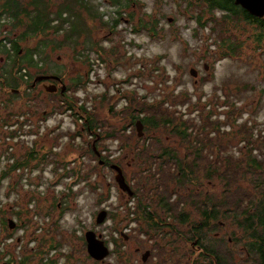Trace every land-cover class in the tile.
<instances>
[{"label":"rangeland","instance_id":"rangeland-1","mask_svg":"<svg viewBox=\"0 0 264 264\" xmlns=\"http://www.w3.org/2000/svg\"><path fill=\"white\" fill-rule=\"evenodd\" d=\"M50 1L55 3L57 0ZM164 2L165 5H161L162 1L156 3V11L160 12V16L163 15L158 22L157 29L162 30L161 34L158 31L152 37L149 36L150 33L148 35L142 34L136 41L142 42L143 40L146 46L142 45L141 48L133 45L126 47L121 57L117 56L118 49L112 53L106 48L109 45L102 44V32L94 31L93 27H88L89 35L79 43L84 47H95L96 44L99 47L104 46L101 56L109 60L108 63L103 64L106 81L104 88L109 97L116 98L114 110L119 111L121 116L108 111V102L101 104L93 101L91 111L106 123V129L111 126L117 131H121L124 126H129L127 118L124 120L121 118L125 114L124 110L129 107L131 99H135L134 104L136 106H133V109L137 106L143 107L144 102L150 105L158 103V106L163 102V105L161 104L163 109L174 113L182 120H191L193 124L200 123V114L206 116L212 111L211 119L220 120L225 124L218 132H210L209 138L217 150L213 154H209V148L204 150V155L208 154V156L198 161L200 166L198 165L199 169L195 170V173L198 177L203 178V173H208L205 172L206 163L211 162L213 166V163L216 162L217 173L219 174L224 166V171L227 170L228 161L226 158L245 160L248 155V144L240 133L241 124L249 127L253 134L252 140L255 141L257 149L252 154L259 155L260 146L263 147L260 149L264 151V144H261L255 136L259 134L257 125L264 123V47L263 44L256 47L249 33L250 26L244 25V29L234 28V32L231 31L239 42H242L239 54L225 58L220 57V50L217 49L216 45H213L214 37L217 36L215 34L213 36L210 31L211 21L208 22L207 27L200 29V38L193 36L194 30L198 28L193 18L198 12H203L204 16L208 17L206 15L208 14L207 4L203 0H198L195 7L188 6L186 9L188 12H184L183 9L186 6L183 3H180L179 7L173 0H164ZM215 16L220 18L222 13H216ZM170 18L172 19L171 23L167 22ZM3 21L6 23L0 26V37L8 36L13 41H17L19 33L16 29H12L8 20ZM229 25L230 23L227 22L226 26ZM43 37L44 35L41 34L19 42L21 54L36 47L39 42L43 41ZM117 40V38L113 39L114 43L110 46L117 45ZM53 45L56 43L53 42ZM50 47L51 45L48 47L49 49H46L44 55L52 61L55 70L63 73L65 79L72 78V76H83V60H74L73 53L75 52L72 49L64 47V51L49 52ZM96 49L93 48L92 51L94 52ZM90 55L92 58L93 54ZM58 57L59 60H57ZM204 65L209 66V69L204 70ZM85 67L87 69V65ZM25 68L31 72L37 71L34 67L26 66ZM190 69L197 71L198 76L196 78L190 75ZM35 73L33 72L32 75ZM166 76L169 79L165 82ZM201 77L206 78L207 81L202 83ZM195 81L196 83H194ZM1 90L0 88V108H2L3 115L12 112V110L18 112L46 110L47 113L51 112L48 116L58 112L52 111L55 110V104L58 103L59 99L55 100L51 96L47 97L46 94L38 92L36 96L40 100L26 103L25 100H20L25 93L14 100L7 92ZM20 90L22 92V89ZM76 92L71 88L68 96L76 94ZM26 93L29 96L35 95V92L26 91ZM182 93H186L189 100L185 103H174L172 97ZM226 99H228L229 105L225 103ZM259 101L261 102L259 103ZM87 105L90 104L87 103ZM230 109L234 110L235 113L240 112L239 115H234L240 116L235 123L232 122L231 117L227 119ZM33 122L38 124L40 121L37 119ZM39 125L40 123L37 126ZM45 130L36 141L34 147L37 148V160L26 166L29 169L27 174L21 175L19 172L17 176L7 178V181L3 182L4 191L9 190L8 195L3 199V207L6 211L4 218L15 221L19 230L11 234V242H6V245L0 246V248L13 256L16 264L19 259L23 258H28L29 264H92L86 250L81 251L83 241L80 238L83 234L88 230H94L106 240L111 241L119 232L117 230L111 234L110 231L121 227H125L128 230L127 233L133 234L137 240L149 241L146 245L152 244L151 257L147 264H163V262H165L164 264H179L178 260L180 264H183L181 260L185 259L186 255L184 258L182 255L190 254L188 245L179 244L177 250L175 249L177 243L173 241L172 237L167 236L161 240V238L156 235L153 236L150 231L144 229L146 224L140 221L141 218L132 221L133 218H136L135 216H126L127 208L130 207V212H132L134 204L131 202L133 201L128 199L129 197L117 187L114 181L115 171L98 167L94 158L87 153L86 142L91 140L86 133L81 131V134L78 135L79 145L77 147L64 145L58 149L59 145L55 146L57 140H52L51 135H53L52 137H60L61 131L53 128L52 134H47ZM157 133L162 145L154 144L155 147L150 148V157L160 154L163 146L167 148L166 155L171 153V149L177 153H185V155L190 152L187 142H181L177 139L171 144H166L170 143L171 139L167 138L170 135L164 129L158 130ZM191 133H194V130ZM220 133L222 136H218ZM217 137L218 139H216ZM24 146L26 145L22 144L21 149ZM53 146H55L58 154L50 151ZM108 146H111V143H108ZM219 147L225 148L226 157L222 154V150H219ZM78 156L83 157V159L76 160ZM43 157L44 160L42 161ZM165 157L166 163H163L162 171L169 173L174 169L173 159L172 157ZM152 161L154 160L150 158L145 161L125 160L123 167L127 170L125 173L127 184L129 185L130 176L135 172L137 175L140 170H146L143 174L145 178L150 177L151 172L155 173L158 170L156 166L158 163L150 164ZM66 162L68 163L64 166ZM186 163L191 167L196 162L186 160ZM244 164H241V169L235 172L232 178H229V183L226 186L233 192L240 191L241 197L242 195L249 197L250 193L254 192L253 179L256 175L251 173L250 169H246ZM89 169L92 171L86 176ZM166 174L163 176L165 177ZM160 178L161 174H156V177H151L149 183H146L145 193H148L149 197H155L154 186L150 185L152 182L158 183L157 192L164 191V185L160 183ZM14 180L18 181L13 189L11 185L8 186V183ZM144 180H141L140 176L136 177L133 189L137 191V186L140 183L141 186H144ZM213 182V185H208L211 181H203L207 185L198 187L196 190V187L189 183H184L179 188L178 184H168L165 181L170 195L167 202L176 206L177 212L187 213L188 216H193V219L197 221L199 213L192 207L196 202L195 199L199 198L204 202V198H208L212 194L220 197L222 193L221 176ZM192 188H195L193 192L191 191ZM246 202L247 200L244 201V203ZM59 203L60 206L57 207ZM9 206H13L15 212H19L18 215L12 216L9 212ZM112 208H118V213H121L116 217V221L109 220L107 215L105 222L97 225L95 220L98 212L101 210L108 211ZM183 226L184 223L181 222L180 225H177L180 229ZM3 232L8 233L5 229ZM235 232H237L235 222L228 218L224 227L220 226L219 230L209 233L207 237L214 239L218 235L217 240L210 243L220 241L219 245L221 246H224L221 238H225V244L232 251L233 264H252L248 261L241 243L236 244L231 238ZM18 237L21 239L19 238L16 242ZM163 242H171V244L167 243L166 246H163L164 248L160 247ZM159 248L164 249L166 253L160 251ZM66 255H69L68 259L63 257ZM195 256L193 254V258ZM106 261L109 264H142L139 256L127 250L124 256L114 253V255L106 258Z\"/></svg>","mask_w":264,"mask_h":264},{"label":"trees","instance_id":"trees-1","mask_svg":"<svg viewBox=\"0 0 264 264\" xmlns=\"http://www.w3.org/2000/svg\"><path fill=\"white\" fill-rule=\"evenodd\" d=\"M29 1L31 2V5L34 6L33 14L32 12H29L24 17H22L19 14L21 11L27 9L22 8L20 0H0V23L3 20H8L12 29L22 25L24 31L22 36L19 38V40L22 41L32 38V36L35 34H44L48 29L49 21L52 20V18L49 16V13L47 12L50 5V0ZM205 2L207 3L208 10V14L206 15H211L213 18L205 17L203 12H198L193 18L195 19L198 26V28L194 30L195 32L193 33V36L200 38V29L207 27L208 22L211 21L212 25L210 26V31L212 32L213 36L214 34L217 36L214 37L213 45H216L217 49L220 50V57L225 58L239 54L240 48L242 47V42H239L238 38L233 33H231V31L234 32V28L244 29V25L250 26L251 29L249 33L251 34L252 42L256 45V47H259L262 44L264 47V17L262 19L252 17L240 7L235 6L230 0H205ZM27 7H30V3L27 5ZM214 8H217V10L221 11L222 16L220 18H216V9ZM210 9L212 10L209 14ZM19 10L21 11L19 12ZM73 10L74 8L71 4V0L67 1L65 8L63 7L61 11L58 12V14L53 18V20L58 19L63 12H69V18H67V21L71 24L69 25L71 28L68 30L70 37L79 32H84L85 29H87L86 23L83 22L85 20L80 21L78 17H75V20L73 21ZM227 22L230 23L229 26H226ZM5 23L6 22L3 21L2 25ZM89 33L90 32H86V34ZM4 41L5 42L2 40L0 41V46L2 47V49H0V55L24 59L12 60V62L4 69L3 75H0V88L6 89V92L10 96L16 98L17 95L15 91L19 89V81H22L23 77V75L22 77L19 76L17 72L26 66L34 67L36 66L37 62L32 60V50L28 49L25 53L21 54L19 53L20 47L16 41H13L8 36H5ZM8 43H12L10 50L7 49ZM9 51L12 52L10 53ZM102 61L104 63L109 62V60H106L105 57L102 58ZM83 63L84 66L88 65V60H83ZM168 79L169 77L166 76L165 82L168 81ZM206 81V78H201L202 83ZM84 83V78L82 77L72 89H74L76 92L79 88L84 86ZM188 100L189 97L186 95V93L172 97V101L174 103H185ZM78 101L79 99L75 96V94L71 96L66 94L58 101V103L55 104L56 108L52 112H63V110L67 109L73 112H75L76 109L84 110V105L79 106ZM116 101V98L109 97L106 93H104L101 96L100 103L105 104V102H108V111L112 112L114 115L121 116L119 111L114 110ZM134 103L135 99H131L129 107L124 110L125 114L121 120L127 118L126 120L129 122V125L133 127V130H135L134 124L137 121H140L146 127L145 135H147V133L153 128L160 126V128L162 127L161 129H164L170 135V137L167 138H177L181 142H187L190 152L185 155V153L174 152L175 150L169 147L171 149V153L166 155L167 148L163 146L159 155V158L162 159H153L149 156V151H145L144 154L147 155V158L154 160L150 162V164H155L156 162L158 163L156 165L158 170L155 173L151 172L150 177L147 178L143 177V174L145 173L143 171H140L137 175H134V179L140 176V179H145V182L143 181L144 186H141V183L137 186V191L133 189V187L131 188L134 192V197H136V200L135 202H131L134 204L132 207V212H130V207L127 208L126 216H135L136 218H133L132 221H136L137 219L141 218L140 221L142 223L149 222V224L156 228H158V222L163 215L164 218L170 219H180L182 217H186L188 216L187 213L182 211L177 212L176 206L167 202L170 195L168 193V187L165 184V181H167L168 184H178L179 188L184 183H189L196 187L197 190L198 187L207 185V183H203V181H211V183L208 185H213V181L221 176V182L223 185L220 197H218L216 194H212V196L204 198V202L197 198L195 199V204L192 206L199 213V219L196 221V223H194L196 226L195 233L188 231V234L195 235L196 240L203 248V252L196 254L191 264H233L232 251L227 247V244H225V238H221V241L224 244V246H221L219 245L220 241H215L213 244L210 243L213 240H217L216 238L208 239L207 237L209 233L219 230L220 225H224L228 218L235 222V228L237 230V232L234 233L235 235H232L231 238L236 242V244L241 243L240 245L248 255V261L252 264H264V151L260 149L263 148L260 146L258 149L259 155L255 156L252 154V152L256 151L257 147L255 146V141L252 140L253 134L251 133V130H249V127H247L245 124H241L240 126V133L243 135V139H245L248 144V155L245 160H235L229 157L226 158L228 161V166H226L227 170L224 171V166L219 174L217 173L218 166H216V162L213 163L214 167L211 165V162H207V169L205 172L208 173H203V178H200L196 175L195 170L199 169L198 167L200 166V163H198V161L200 159H205L208 156V154L206 156L204 155V150L209 148V154H213V152L217 150V148L213 145L211 138H209V134L210 132H218V130L225 123L217 119L212 120V111H210L206 116L200 114V123L193 124L191 120H182V118L175 116L174 113H170V111L163 109V102H161L162 105L159 104V106L158 103L150 105L144 102L143 107L137 106L133 109V106H136ZM225 103L229 105L228 99H226ZM239 113L240 112L235 113L234 110L230 109L227 119H230L231 117L232 122L235 123L237 118L240 116L234 115H239ZM84 119L85 122L82 127L83 133L92 135V141H94L96 137H100V141L96 146H103L107 139L119 138L120 141H126L131 136L133 137L135 135L133 131L131 136H125L124 130L128 126H124L121 131H117L115 128H111V126L106 129V123L103 120H100L95 113H92V111L91 113H87ZM192 130H194V133H191ZM80 134L81 132L77 131L72 135V138ZM172 135H174V137H172ZM218 136H222V133H220ZM216 139H218V137ZM152 142L153 144L162 145L158 137L152 139ZM211 148L213 150H210ZM220 149L223 152L222 154L226 157L227 155L224 154L225 148L219 147V150ZM87 153H89V155L92 156L94 160H96V157L93 155L90 148L87 149ZM31 156V159L26 158L22 161H18L17 166H27L31 160H37L36 153L32 154ZM165 156L172 157L173 159L172 162L174 169L169 173L162 171V165L163 163H166ZM102 159L104 160L105 165L110 163V161L105 157H102ZM41 160L43 161L44 157ZM186 160H193L196 163L190 167L187 165ZM67 163L68 162H66L64 166H66ZM150 164L149 166H151ZM241 164H244V166L246 165V169H250L249 171L256 175V177L253 179L254 192L250 193L249 197L246 195H242L241 197L240 191L233 192L228 186H226V184L229 183V178H232L235 175L234 173L241 169ZM91 169L88 170L86 176L92 171ZM78 171H80V168ZM156 174H161L160 183L164 185V191L160 193L157 192L158 183L156 182L157 184L154 183L153 189L155 191V197H149L148 193H145V185L146 183H149L151 177H156ZM163 174H166V176L164 177ZM5 177V175H1L0 181ZM194 189L195 188H192L191 191L193 192ZM245 200H247L246 203H244ZM117 210L118 208H112L108 211L109 220H113V222H115L116 217L121 215V213H118ZM154 217L157 218L153 220ZM116 231L117 229H112L110 232L112 234ZM159 250L166 253L162 248H159ZM164 263L165 262H163V264Z\"/></svg>","mask_w":264,"mask_h":264},{"label":"flooded vegetation","instance_id":"flooded-vegetation-1","mask_svg":"<svg viewBox=\"0 0 264 264\" xmlns=\"http://www.w3.org/2000/svg\"><path fill=\"white\" fill-rule=\"evenodd\" d=\"M20 1L22 8H26L27 10H23V11L19 10V12L21 11L19 15L24 17L29 12H32L33 14L34 6L31 5V2L29 0H20ZM67 1L70 0H57L55 3H51L50 1V5L48 7L47 12L49 13V16L50 18H52V20L49 21L48 29L43 34L44 35L42 39L43 41L39 42L37 46L32 49L33 51L32 60L37 59L34 60L35 62H37L36 66H34V68H36L37 71H33L36 73L32 75L33 72L28 71L26 68H23L22 70L17 72L19 76L22 77L23 75L22 81H19V86H20L19 90L17 89L15 91L17 97L25 93L24 95L21 96L20 98L21 101L25 100L26 103H28V102H34L36 100H40L38 96H36L38 92L41 94H46L47 97L51 96L52 99L60 100L66 94L68 95L71 88L76 86V84L79 82V80L82 77L84 78V82H85V78L88 71V65L86 69V67L83 64L84 67H82L83 69L82 77L72 76V78L69 77L65 79L63 73L55 70L53 68L52 61L47 56L44 55L46 49H49L48 47L50 45L51 47L49 52L64 51L65 50L64 47H68L72 49L75 52L73 53L74 60L89 61L92 60L93 58L102 60V58H104L103 56H101V51H103L102 47L104 48L103 45L105 46L109 45V47L106 48L109 49L110 52L112 53H114L115 49H118L117 56L121 57V54L123 55L124 53L123 50L126 47H130L131 45L137 48H141L142 45L146 46V43L143 40L142 42L136 41L138 37L142 36V34L146 33L148 35V33H150L149 36L152 37L154 36L156 31H158V33L160 34L162 32L161 29L157 30L158 22L161 20L163 15L160 16V12L156 11V5H157L156 3L162 1L161 5H165L164 0H71V4L74 8L73 21L75 20V17H78L80 21L85 20L83 22L86 23L87 29H85L84 32H79L75 35H72V37H70L68 30L71 28L69 26L71 24L67 21V18H69V12L67 11L63 12L60 18L53 20V18L58 14V12H60L63 7L65 8ZM173 1L176 2L179 7H180V3L185 4L186 7H184L183 9L184 12H188V10H186L188 6L195 7L198 2V0H173ZM203 1L205 2V0ZM206 1H213V0H206ZM29 3H30V7H27ZM151 6L153 7L155 6V8L153 9L152 7V9H150ZM212 9L209 10V14ZM214 9H216V13L221 12L220 10H217V8ZM207 16L208 18H212L211 15H207ZM189 17L191 16L189 15ZM167 22L171 23L172 19L171 18L168 19ZM2 23L3 21L0 23V26H2ZM88 27H93L94 31L102 32L103 36L101 37V41L103 45L99 47V45L96 44L95 47H84L79 43V41H82L83 39H85L87 35H89L86 34V32H90ZM15 29L19 33L16 42L17 43L22 42V40H19V38L23 34L22 31H24L23 26L21 25ZM38 35L41 34H35L34 36H38ZM34 36H32V38ZM4 38L5 36L0 37V41L2 40L3 42H5ZM115 38L118 39L117 40L118 44L111 47L110 44L114 43L112 40ZM53 42H55L56 45H53ZM11 47H12V43H8L7 49L10 50ZM57 47L58 49H56ZM93 48H97V49L93 52L92 51ZM0 49H2L1 46ZM9 52L11 53L12 51ZM19 53H21L20 50ZM91 53L93 54L92 58H90ZM19 59L20 58H15L13 56L0 55V75H3L4 69L7 67L8 64L12 62V60H19ZM20 60H24V59H20ZM57 60H59V57L57 58ZM208 69L209 66L204 65V70H208ZM53 77H57L58 79H55ZM194 83H196V81ZM1 89L2 92L4 91L6 92V89L4 88ZM20 89H22V92ZM26 91L35 92V95L29 96L26 93ZM16 98H14V100ZM260 102L261 101H259V103ZM3 107L5 106L3 105ZM1 109L2 108H0V117H2V121L4 123L11 120L13 116L19 114H23L25 117L30 118L32 121H36L37 119H42L44 118V116L48 114L46 110H26L25 112H18L12 110V112L10 111L3 115ZM129 127L133 130L132 126L129 125ZM258 127H259L258 130L259 134L255 136L256 138H258V140H260V143H264V123L258 124L257 128ZM134 128H135V124H134ZM161 128L160 126L153 128L150 132L147 133V135H145L146 127L144 124H142V131H141L142 136L138 137L135 129L133 130L135 133L133 137L131 136L126 141L119 140L120 142L118 143V149L120 150V153L117 156L113 157L112 159H110L107 155H102L101 149L104 147V145L96 146L100 141V137L98 139L95 138L96 142L94 144V148L98 152L99 157L97 158L94 154L93 155L96 157L95 161L97 162L98 167L100 168L105 167L106 169H110V165L112 164L117 165L121 168L123 176L126 181L127 176L125 177L126 175L125 173L127 172V170L124 169L123 163L127 159L145 161L147 159V155H145L144 152L145 151L150 152V148L155 147L152 142V139L157 137L158 135L157 131L161 130ZM90 140H91L90 142H86V146L87 149L90 148L91 152L93 153L92 151L93 138ZM174 140L176 141L177 138H172L170 140V143H166V144H171ZM34 145H36V143H34ZM36 149L37 148L33 146L31 148L24 147L21 149L20 145L18 144L14 146L0 148V158H1L0 176L1 175L6 176L0 181V230H1L0 246L6 245V242L8 243L11 242L12 241L11 234L16 230H19L18 225L15 221H11L10 219L4 218V216L6 215V211L4 210L3 207L4 204L3 199L5 198L6 195H8L9 190L7 189V192L4 191L5 187L3 186V182L7 181V178L17 176L19 172L21 175H26L29 169H27L26 166H17V163L18 161H22L26 158L31 159L32 158L31 155L37 153ZM51 149L52 147L50 148V151L52 152ZM159 155L160 154H155V156L152 158L162 159L159 158ZM102 157H105L107 160L110 161V163L105 165V162L102 159ZM31 162L33 161L31 160L29 163ZM143 172H146V170H144ZM136 173L137 172L132 174L128 180L130 189L134 185L133 177ZM17 181L18 180H14L13 182L8 183V186L11 185L12 188L14 189V186L17 183ZM154 183L155 182H152L151 186H154ZM135 198L136 197H134V192H133V195L128 199L135 202L136 200ZM59 206L60 203L57 204V207ZM108 211H107V215H108ZM9 212H11L12 216H15V214L18 215L19 213L17 211L15 212L13 206H9ZM156 218L157 217H154L153 220ZM179 221H182L184 223V226L181 229L180 227H177V225H180ZM145 223L146 226L144 227V229L146 231H150L151 234H153V236L156 235L157 237L161 238V240L165 239L167 236L172 237L173 241L177 243V244L175 243L176 244L175 249L178 250L179 244L188 245V252H190V254L182 255L183 258L186 255V258L181 260L183 264H191V262L194 259L193 254L196 255L199 252H203V248L201 244L196 240L195 235L192 234L193 235L192 236L188 234V231L195 233L196 226L194 225V223H196V221L193 219V216H186L180 219H172V218L170 219V218H164L163 215L158 222L159 225L158 228L152 226L151 224H149V222H145ZM220 226L224 227V225H220ZM4 229L6 230V232H8L7 234L3 232ZM117 230L119 233H116V237L114 236L111 241H109V239L106 240L101 236V239L105 242V245L109 247V255L107 256V258H109V256L114 255V253L115 255L118 253L124 256L127 250V251H132L134 255L139 256L142 264H147L149 261L148 259L151 257L150 255H151L152 244L146 245L149 243V241H146L144 239L137 240L133 234H130L129 232L127 233L128 230L125 227L117 228ZM84 234L80 238L83 241V244L81 245V249H82L81 251L86 250ZM95 234L100 235L96 232ZM218 237H219L218 235L215 236V238ZM19 238L20 237L16 238V242H18ZM167 243L171 244V242H163L162 245L160 244V247L166 246ZM228 243L230 244L229 239H228ZM63 257L65 259H68L69 255ZM90 259L92 260V264H109L107 263L106 258L103 261H96L92 258ZM178 262L180 264L179 260ZM0 264H16V262L13 256L8 254L7 251L0 248ZM17 264H29L28 258L19 259Z\"/></svg>","mask_w":264,"mask_h":264},{"label":"built area","instance_id":"built-area-1","mask_svg":"<svg viewBox=\"0 0 264 264\" xmlns=\"http://www.w3.org/2000/svg\"><path fill=\"white\" fill-rule=\"evenodd\" d=\"M103 64L104 63L99 59L90 60L85 84L75 94L79 99L78 105H84V110L76 109L75 112H73L67 109L63 110V112H54L48 116L50 112L44 116V118L38 119L40 121L39 126H37L39 123L35 124L30 118L25 117L23 114L13 116L11 120L5 123L2 121V117H0V148L14 146L16 144L20 145V147L22 144L30 148L32 146L34 147V143H36L38 137L43 135V131L46 129L45 133L52 134L53 128H57V131H61L60 137H52L53 135H51L52 140H57L55 146L59 145L58 149L64 145H73L77 147L79 145V136L76 135L72 138V135L77 131L83 132L84 117L87 113L91 112V103L93 101L99 103L102 94L106 93L104 88L106 81ZM112 93L111 90V94ZM87 103L90 105L88 106ZM70 125H72V127H70ZM39 128L40 131H38ZM129 132L130 129H128L126 133L129 134ZM88 137L92 139V135H88ZM106 142L109 144L111 143V146H108V143H106L101 149L102 155H107L112 159L120 153L118 149L119 140L108 139ZM55 146H53L51 150L53 153L58 154ZM80 159H83V157L80 158L78 156L77 160Z\"/></svg>","mask_w":264,"mask_h":264},{"label":"water","instance_id":"water-1","mask_svg":"<svg viewBox=\"0 0 264 264\" xmlns=\"http://www.w3.org/2000/svg\"><path fill=\"white\" fill-rule=\"evenodd\" d=\"M230 1H232L235 6H238L244 11H246L252 17L258 19H262L264 17V0H230ZM189 73L193 78H196L197 71L195 69H190ZM53 78L58 79L57 77H53ZM135 129L137 136L141 137L142 136L141 122L135 123ZM98 138L99 137H96V139ZM95 142L96 140L93 141L92 151L93 154L98 158L99 154L94 148ZM110 169L115 171L114 180L117 184V187L127 196L131 197L133 195V191L126 183L121 168L117 165L112 164L110 165ZM106 218H107V211L101 210L100 212H98L96 216L95 223L97 225H101L103 222H105ZM84 239L86 243V252L90 258L96 261H103L109 255V247L105 245V242L101 239V235H96L94 231L88 230L84 234Z\"/></svg>","mask_w":264,"mask_h":264},{"label":"bare ground","instance_id":"bare-ground-1","mask_svg":"<svg viewBox=\"0 0 264 264\" xmlns=\"http://www.w3.org/2000/svg\"><path fill=\"white\" fill-rule=\"evenodd\" d=\"M107 246V245H106ZM107 258V257H106Z\"/></svg>","mask_w":264,"mask_h":264}]
</instances>
